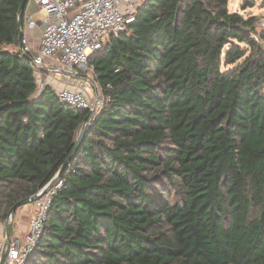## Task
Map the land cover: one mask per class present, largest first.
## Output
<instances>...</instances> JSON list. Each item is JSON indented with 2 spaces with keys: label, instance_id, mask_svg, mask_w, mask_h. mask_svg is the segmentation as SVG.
I'll list each match as a JSON object with an SVG mask.
<instances>
[{
  "label": "trees",
  "instance_id": "trees-1",
  "mask_svg": "<svg viewBox=\"0 0 264 264\" xmlns=\"http://www.w3.org/2000/svg\"><path fill=\"white\" fill-rule=\"evenodd\" d=\"M21 3L0 0V220L90 118L38 90ZM227 5L141 1L90 56L105 102L25 264H264V30Z\"/></svg>",
  "mask_w": 264,
  "mask_h": 264
},
{
  "label": "built area",
  "instance_id": "built-area-1",
  "mask_svg": "<svg viewBox=\"0 0 264 264\" xmlns=\"http://www.w3.org/2000/svg\"><path fill=\"white\" fill-rule=\"evenodd\" d=\"M33 1L42 17H31L27 24L33 27L40 22L43 26L38 51L31 53L24 39L19 50L21 54H32L31 65L38 90L46 84L43 67L51 72H62V79H76V86L66 85L55 90L59 101L85 109L89 119L94 118L103 107L105 96L99 85L90 86L84 74L88 69L93 70L89 58L110 36L128 33L129 25L137 16V6L144 0ZM61 185L62 181L57 178L52 185L47 183L35 193L39 197L31 202L33 211L28 229L22 237L10 236L3 257L5 236L0 237V264L26 263L43 232L51 197Z\"/></svg>",
  "mask_w": 264,
  "mask_h": 264
},
{
  "label": "crops",
  "instance_id": "crops-1",
  "mask_svg": "<svg viewBox=\"0 0 264 264\" xmlns=\"http://www.w3.org/2000/svg\"><path fill=\"white\" fill-rule=\"evenodd\" d=\"M38 10H39L38 5L33 0H28L23 10V14H22L23 16V21H22L23 37L27 45L30 47L31 53H36L38 51L39 39H40L43 26L40 22H38L33 27H29L27 24V21L31 17L41 18L42 15L41 13H38L39 12ZM13 47L14 46H8V48H11V49H13ZM18 48L20 49V46H18ZM42 71L46 77V84L50 85L53 89H54L53 87L54 85L60 88L66 85L76 86V79L65 81L62 79V76L57 77L55 72H51L45 67L42 68ZM49 80H51L52 83L50 82L49 84ZM20 210H21V213L18 211L15 214V221L16 223L21 224V225L18 226L17 228L12 225L10 227V236L19 235L18 231L20 233H25L27 231V225H28L27 222H28L29 216L31 215L30 213L32 211V205L31 204L23 205V207ZM5 222H6V219L0 220V237L5 236V229H4Z\"/></svg>",
  "mask_w": 264,
  "mask_h": 264
},
{
  "label": "rangeland",
  "instance_id": "rangeland-1",
  "mask_svg": "<svg viewBox=\"0 0 264 264\" xmlns=\"http://www.w3.org/2000/svg\"><path fill=\"white\" fill-rule=\"evenodd\" d=\"M227 6H228V9L230 11L238 12L241 15H243L244 17L255 16L256 17V21H255L256 29L258 31L264 30V0H228ZM84 74L87 76L88 83L90 84L91 87L93 86V84H96L92 69H88L87 71L84 72ZM56 75H57V77H60L62 75V72H58V73H56ZM50 82L52 83L51 80H49V84H50ZM53 87L55 90L60 88V87H57L55 85ZM22 207L17 208V210L14 212V214L11 215V217H10V225L11 226L13 225L17 228L18 226L21 225V224L16 223L15 214L18 211L21 213L20 209ZM32 211H33V206H32ZM32 211L30 214H32ZM30 217H31V215L28 218V222H29ZM28 222H27V224H28ZM27 229H28V225H27ZM18 233H19V235H17V236H19V237H22L24 235V233H20L19 231H18Z\"/></svg>",
  "mask_w": 264,
  "mask_h": 264
},
{
  "label": "water",
  "instance_id": "water-1",
  "mask_svg": "<svg viewBox=\"0 0 264 264\" xmlns=\"http://www.w3.org/2000/svg\"><path fill=\"white\" fill-rule=\"evenodd\" d=\"M27 2H28V0H22V3L20 5V7H19V12H18V25L19 26H21L22 14H23V10H24L25 5L27 4ZM20 47H21V45H20ZM94 121H95V119L91 118V119L85 121L81 125L72 149L70 150V152H69L68 156L66 157L64 163L62 164L61 168L54 175V177L49 181L48 185H52L54 183V181L60 176L61 172L65 169V167L68 165V163L70 162V160L72 159V157L74 156L76 151L78 150L79 146L81 145L86 132L89 130V128L91 127V125H92V123ZM38 197H39V195H36V194L23 197V198L19 199L18 201H16L13 204V206L9 209V213H8V216H7V219H6V223H5V226H4V229H5V244H4V249H3V252H2V257L4 255L5 249H6L7 245H8V243H9V239H10V227H11V225H10L9 216L13 215L14 212L17 210V208L22 207L23 205L30 204L31 202H33Z\"/></svg>",
  "mask_w": 264,
  "mask_h": 264
}]
</instances>
